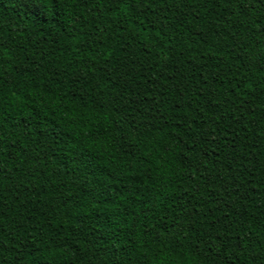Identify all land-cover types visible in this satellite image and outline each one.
<instances>
[{
    "label": "trees",
    "instance_id": "trees-1",
    "mask_svg": "<svg viewBox=\"0 0 264 264\" xmlns=\"http://www.w3.org/2000/svg\"><path fill=\"white\" fill-rule=\"evenodd\" d=\"M177 259L264 264V0H0V264Z\"/></svg>",
    "mask_w": 264,
    "mask_h": 264
},
{
    "label": "snow or ice",
    "instance_id": "snow-or-ice-1",
    "mask_svg": "<svg viewBox=\"0 0 264 264\" xmlns=\"http://www.w3.org/2000/svg\"><path fill=\"white\" fill-rule=\"evenodd\" d=\"M49 2H51V0H49ZM165 247H168L166 245H162L161 248H165ZM177 256L178 257H182L183 256V245H181V250L180 252L177 253ZM172 264H191V261H184L182 259H177V260H173L172 261Z\"/></svg>",
    "mask_w": 264,
    "mask_h": 264
}]
</instances>
